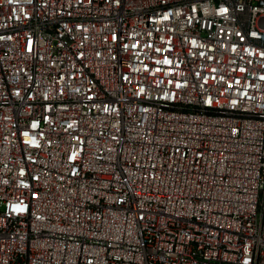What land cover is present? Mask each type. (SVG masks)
<instances>
[{
  "label": "built area",
  "instance_id": "2783aa9c",
  "mask_svg": "<svg viewBox=\"0 0 264 264\" xmlns=\"http://www.w3.org/2000/svg\"><path fill=\"white\" fill-rule=\"evenodd\" d=\"M0 264H264V0H0Z\"/></svg>",
  "mask_w": 264,
  "mask_h": 264
}]
</instances>
